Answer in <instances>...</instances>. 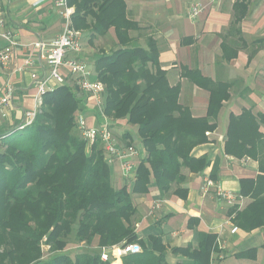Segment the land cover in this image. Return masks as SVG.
<instances>
[{
  "label": "trees",
  "instance_id": "1",
  "mask_svg": "<svg viewBox=\"0 0 264 264\" xmlns=\"http://www.w3.org/2000/svg\"><path fill=\"white\" fill-rule=\"evenodd\" d=\"M67 2L73 8L71 26L82 31L87 45L92 47L113 28L116 46L98 50L94 78L104 84L105 115L135 128L134 134L123 133L122 144L137 142L144 154L134 179L122 178L116 188L111 172L117 161L106 162L100 141L86 153L75 123L85 110L77 91L65 85L45 94L31 125L0 137V264H111L112 258L101 259L102 249L128 243L142 250L122 256V264H169L168 253L180 257L176 264H211L212 255L220 252L212 233L199 232L196 248L168 247L161 234L149 235L151 247H146L136 232L133 195L148 194L152 185L158 196L185 199L183 169L202 173L209 165L192 150L216 128L229 85L185 70L184 77L209 93L205 116L193 117L178 101L180 86L168 83L155 40L147 38L145 47L133 43L129 31L138 25L128 19L124 0ZM244 6L235 3V15L242 16ZM224 151L256 160L259 169L256 179L241 181L240 195L251 201L230 210L233 223L245 231L264 228V135L250 115L230 117ZM197 223L190 218L187 227ZM71 244L82 248L72 255ZM42 246H48L46 258ZM253 254L250 250L237 257Z\"/></svg>",
  "mask_w": 264,
  "mask_h": 264
},
{
  "label": "crops",
  "instance_id": "2",
  "mask_svg": "<svg viewBox=\"0 0 264 264\" xmlns=\"http://www.w3.org/2000/svg\"><path fill=\"white\" fill-rule=\"evenodd\" d=\"M124 2L128 19L138 25L137 29L129 31L133 43L145 47L147 38L155 40L158 59L161 68L166 71L168 83L180 86L178 101L190 110L193 117L205 116L209 93L184 77L185 70H196L205 79L229 85L228 98L222 102L216 128L212 132L207 131L209 135L206 143L192 150L195 158L204 156L209 165L202 173L183 169L186 180L182 187L187 190L185 199L174 195L158 196L152 185L148 194L133 195L139 215L136 232L148 248L151 247L148 236L157 234L162 235L168 247L191 244L196 248L198 233L208 232L217 236L220 251L212 255L211 264H264V228L251 231L238 228L233 223V214H230L234 206H224L219 202L214 188H209L206 193L202 189L204 180L209 178L217 187L242 197L243 204L238 207L239 210L251 201L250 197L240 195L241 181L256 179L259 174L258 162L249 157L238 159L227 155L224 144L231 116L250 115L258 132L264 135V0ZM237 2L245 5L240 17L234 12ZM194 5L202 7V11L195 19H191L188 12ZM0 9L5 14L7 29L17 42L8 65L0 66V85L9 82L14 90L12 106L0 113V137H4L18 131L24 113L34 108L36 89L30 72H43L42 68L46 69L45 59L40 57L45 54L35 44H50L61 32L64 18L51 0H0ZM103 39L109 40L105 49L116 46L113 28L95 43ZM4 46L6 42L0 40V49ZM83 49L86 53L87 48L82 45ZM94 51L90 57L91 65L87 64L92 71V79H95L92 65L98 56V52ZM29 54L35 59L33 70L17 72L16 69ZM84 103L85 110L79 114L87 122L97 123L96 110L91 102ZM110 120L113 134L117 142L122 144L121 135L126 132L125 125H129L122 119ZM137 146L136 163L144 154L143 149ZM121 176L120 165L116 162L112 169V181L118 186V181L121 183L122 178H125ZM166 215L168 218L163 219ZM190 218L198 220L192 229L187 227ZM94 241L95 246L97 240ZM250 250L254 251L253 256L237 257ZM179 259L170 253L167 255L169 264H176ZM117 262L122 264L121 257L115 258L112 263Z\"/></svg>",
  "mask_w": 264,
  "mask_h": 264
},
{
  "label": "built area",
  "instance_id": "3",
  "mask_svg": "<svg viewBox=\"0 0 264 264\" xmlns=\"http://www.w3.org/2000/svg\"><path fill=\"white\" fill-rule=\"evenodd\" d=\"M43 1L48 0H39V2ZM51 1L64 18L63 28L50 44L45 45L42 42L35 44L40 48L41 53L45 54L44 57L42 54L40 57L45 59L46 69L42 68V70L44 69L43 72H30L31 81L36 89L34 108L24 113L23 121L17 127V130H22L32 124L40 110L42 97L45 94L51 93L61 86H70L77 91L81 101L91 102L96 110L97 123L87 122L79 113L75 118L76 127L82 139L88 144H93L96 140H99L105 153V160L109 164L112 160H116L120 165L122 176L133 180L137 166L135 159L138 158V152L133 145L119 144L113 134L111 120L105 115L103 108L104 84L91 78L92 71L81 56L82 33L71 26L70 16L73 8L68 5L67 0ZM201 11L202 7L199 5L192 6L188 12L189 18L195 19ZM6 22L5 14L0 9V40L6 42V46L0 49V66L3 67L8 65L14 55V49L17 47L16 40L6 27ZM34 64V57L29 54L16 71H29ZM13 93L11 83L0 85V113L6 112L12 106ZM205 135H209V132H206ZM209 188L215 189L218 201L224 206L241 207L243 204L242 197L235 196L232 192L217 187L211 179L206 178L202 188L203 192H208ZM141 250V246L135 243L113 246L109 249H102L101 259L103 261H107L109 258L114 260L128 254L138 253Z\"/></svg>",
  "mask_w": 264,
  "mask_h": 264
},
{
  "label": "rangeland",
  "instance_id": "4",
  "mask_svg": "<svg viewBox=\"0 0 264 264\" xmlns=\"http://www.w3.org/2000/svg\"><path fill=\"white\" fill-rule=\"evenodd\" d=\"M79 31H81V30H79ZM81 33H82V31H81ZM82 45H83V48L85 47V49L87 48V51H86V53H84V49H83V51H82V54H81V56H82V60L86 63V64H88L90 61H91V53H93V49L95 50L94 52H98V50L99 49H102L103 51H105V50H107L108 49V47L105 49V46H107V45H109V40H106V39H103V40H101V41H99V42H97V43H95L91 48H93V49H91L90 47H88L87 46V43H86V39L83 37L82 38ZM104 48V49H103ZM111 50V48L110 49H108V51H110ZM108 51H105V52H108ZM91 57V58H90ZM90 65H91V63H89ZM88 64V65H89ZM92 70H93V68H92ZM41 107V106H40ZM109 118V117H108ZM109 119H113V120H116L115 118H109ZM126 122V121H125ZM76 123V122H75ZM124 124H126V123H124ZM119 125H122L121 123L119 124ZM118 127V126H117ZM125 129H126V131H129V132H131V134H134V128L133 127H130V126H127L126 127V125H125ZM120 136V135H119ZM121 137H122V135H121ZM128 141V140H127ZM123 143V142H122ZM123 145V144H122ZM91 146H92V144H88V143H86V153L87 154H89L90 153V150H91ZM134 147H138L137 146V144H135V146ZM137 149V148H136ZM107 162V161H106ZM112 173V172H111ZM118 183L120 184V181H118ZM116 188L118 187V185L117 184H115L114 185ZM94 244H95V241H94ZM74 245L73 244H71V245H69V247H68V249H69V252H72V255H74V253L75 252H77V251H80V249L82 248V245H78V246H76V247H73ZM42 249H43V257L44 258H46V257H48V255L50 254L49 253V251H48V246H42ZM113 262V260L111 261V264H113L112 263ZM114 264H118V262L117 263H114Z\"/></svg>",
  "mask_w": 264,
  "mask_h": 264
}]
</instances>
